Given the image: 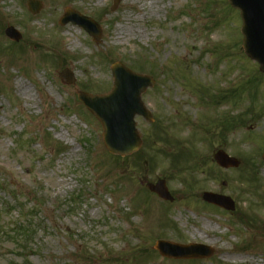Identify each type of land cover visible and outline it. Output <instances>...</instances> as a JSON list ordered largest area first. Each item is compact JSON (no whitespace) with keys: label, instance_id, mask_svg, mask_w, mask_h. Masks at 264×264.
I'll use <instances>...</instances> for the list:
<instances>
[{"label":"rangeland","instance_id":"374dc122","mask_svg":"<svg viewBox=\"0 0 264 264\" xmlns=\"http://www.w3.org/2000/svg\"><path fill=\"white\" fill-rule=\"evenodd\" d=\"M40 1L31 14L27 0H0V264H264V73L241 48L239 11L227 0L114 11L112 0ZM66 7L101 26L98 43L58 23ZM116 61L154 79L141 94L152 120L134 117L141 145L123 157L76 95L108 92ZM218 148L238 166L211 160ZM158 179L172 202L146 188ZM159 239L213 251L171 259Z\"/></svg>","mask_w":264,"mask_h":264},{"label":"water","instance_id":"95a60500","mask_svg":"<svg viewBox=\"0 0 264 264\" xmlns=\"http://www.w3.org/2000/svg\"><path fill=\"white\" fill-rule=\"evenodd\" d=\"M120 1L113 0L111 10H114ZM228 1L232 7L240 11L245 53L251 59L256 60L260 70L264 72V0ZM41 5L38 0H28V8L34 14L38 12ZM68 21L84 28L94 40L101 36V29L93 20L67 8L60 23L65 24ZM5 34L16 41L21 37L19 32L11 26L6 28ZM111 69L114 78L111 92L104 95H90L78 91L77 95L100 122L103 143L108 152L124 156L136 151L141 144V139L135 128L134 116L142 115L147 120L152 119L150 112L141 101L140 94L146 87L153 85V80L149 76L131 72L120 63H114ZM67 72L64 70L60 77L66 78V83L71 84L74 79L71 73ZM213 158L223 167H236L239 164L238 159L229 156L221 149L214 153ZM147 187L161 198L172 200L163 180L157 181L154 185L147 184ZM202 197L207 202L225 209H234L233 201L227 196L205 192ZM155 248L161 255L173 258H203L211 254L209 247L199 244L180 245L157 241Z\"/></svg>","mask_w":264,"mask_h":264},{"label":"bare ground","instance_id":"6f19581e","mask_svg":"<svg viewBox=\"0 0 264 264\" xmlns=\"http://www.w3.org/2000/svg\"><path fill=\"white\" fill-rule=\"evenodd\" d=\"M143 2L149 1V8L152 10L159 9V6L157 5V0H142ZM223 253H227V250L220 249Z\"/></svg>","mask_w":264,"mask_h":264},{"label":"trees","instance_id":"16d2710c","mask_svg":"<svg viewBox=\"0 0 264 264\" xmlns=\"http://www.w3.org/2000/svg\"><path fill=\"white\" fill-rule=\"evenodd\" d=\"M232 120H234V119H231V121H232ZM231 121H228V122H227V126H229V125L231 124ZM17 228L21 229V230L23 231V233H24L25 230H26L21 224H19L18 227L16 226L15 228H12V230H13V229H16V231L18 232V229H17Z\"/></svg>","mask_w":264,"mask_h":264}]
</instances>
